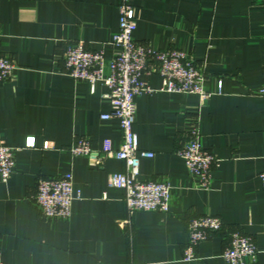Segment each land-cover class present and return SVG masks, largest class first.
<instances>
[{
	"label": "crops",
	"instance_id": "obj_1",
	"mask_svg": "<svg viewBox=\"0 0 264 264\" xmlns=\"http://www.w3.org/2000/svg\"><path fill=\"white\" fill-rule=\"evenodd\" d=\"M120 0H0V56L14 60L0 83V143L16 149L11 177L0 179V254L3 264H226L228 234L252 238L264 264V98L254 94L264 75L262 0H130L133 38L158 50L177 49L204 73L205 102L195 94L166 93L156 73L144 77L155 91L135 97L133 132L138 180L171 188L169 211L126 213L123 191L107 177L123 163L91 165L69 148L81 137L93 150L115 151L122 134L107 89L67 74V44L82 42L111 59ZM220 85V91L218 86ZM197 127L216 163L211 186L199 189L176 155ZM33 139L34 147H26ZM71 173L73 201L66 220L44 218L34 204L39 178ZM219 217L223 228L183 261L189 220ZM125 221V223H124Z\"/></svg>",
	"mask_w": 264,
	"mask_h": 264
},
{
	"label": "built area",
	"instance_id": "obj_2",
	"mask_svg": "<svg viewBox=\"0 0 264 264\" xmlns=\"http://www.w3.org/2000/svg\"><path fill=\"white\" fill-rule=\"evenodd\" d=\"M117 11L118 26L110 41L115 49L111 59H107L102 50L86 49L79 41L67 44L64 65L70 77L75 81L87 82L92 91L98 83L106 87L104 97L110 102V111L102 114L101 119L118 121L122 134L121 143L115 151L103 150L99 153L91 148L87 138L81 137L71 145L69 151L73 156L86 158L95 167H101L103 161L108 158L122 161L123 171L110 173L107 185L109 188L123 191V201L128 215L136 212L166 213L172 203L168 183L162 180L141 181L137 178L140 158H152L154 155L138 149L137 137L133 132L135 97L155 91L144 80L150 73L159 76L161 80L159 90L162 92L195 94L202 103L207 101L212 93L204 90V73L195 65L192 57L177 49L158 50L133 38L136 17L130 0H120ZM16 68L14 60L0 56V83L10 80ZM254 94L264 98V75L260 88ZM25 146L34 147L33 139H27ZM15 152L16 149L0 143V179L3 182H6L13 173ZM176 155L183 160L196 187L209 189L211 167L216 163V158L202 146L195 125L176 151ZM259 177L264 187V170ZM73 199L71 173L59 178L37 180L34 204L44 218L68 219ZM222 228L221 219L212 215H202L189 220L183 261L196 260V247L220 232ZM257 255L258 250L251 237L238 231L229 232L227 246L221 254L226 264H244L246 259L255 262ZM0 264H3L1 254Z\"/></svg>",
	"mask_w": 264,
	"mask_h": 264
}]
</instances>
